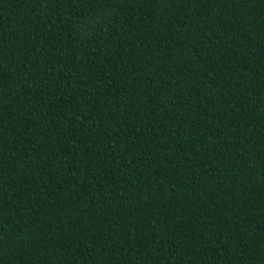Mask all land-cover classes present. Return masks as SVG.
I'll return each instance as SVG.
<instances>
[{
	"label": "trees",
	"instance_id": "1",
	"mask_svg": "<svg viewBox=\"0 0 264 264\" xmlns=\"http://www.w3.org/2000/svg\"><path fill=\"white\" fill-rule=\"evenodd\" d=\"M0 264H264V0H0Z\"/></svg>",
	"mask_w": 264,
	"mask_h": 264
}]
</instances>
